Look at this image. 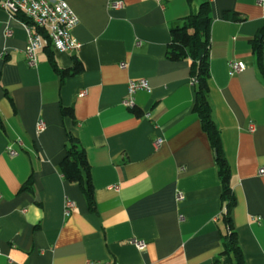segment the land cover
<instances>
[{
    "label": "crops",
    "instance_id": "1",
    "mask_svg": "<svg viewBox=\"0 0 264 264\" xmlns=\"http://www.w3.org/2000/svg\"><path fill=\"white\" fill-rule=\"evenodd\" d=\"M66 2L81 47L48 45L35 67L22 15L0 11V264H227L223 188L194 111L191 62L167 57L172 29L205 2L210 103L231 169L233 231L245 263L264 264V73L254 51L264 0ZM75 60L83 71L65 78L52 64L68 70ZM233 63L245 69L232 74ZM142 79L150 91L126 108L128 84ZM71 135L88 158L92 199L60 170ZM67 201L75 204L69 217Z\"/></svg>",
    "mask_w": 264,
    "mask_h": 264
},
{
    "label": "trees",
    "instance_id": "2",
    "mask_svg": "<svg viewBox=\"0 0 264 264\" xmlns=\"http://www.w3.org/2000/svg\"><path fill=\"white\" fill-rule=\"evenodd\" d=\"M191 2V0H188ZM22 20L30 22L21 16ZM212 24L211 6L209 2L203 3L199 11L190 14L184 18L181 25L171 31V45L167 57L172 62H182L189 60L191 62V75L196 81V99L194 111L198 115L203 131L207 134L211 146L215 151L218 176L222 184V200L227 213L221 217L222 223L228 231L224 235L222 256L226 257L227 264H246L238 241L237 233L233 231V223L230 216L231 209L234 206L235 198L231 188V169L226 159L222 146V140L219 128L214 121L212 106L210 103V70H209V48H210V30ZM263 39L254 41V51L258 59L259 68L264 73ZM52 46L49 45L48 48ZM55 70L60 72L62 78L75 76L83 71V67L78 60H75L74 66L68 70H59L55 62L52 63ZM63 116H73V110L64 108ZM70 144L66 150V155L60 164V170L64 178L70 182L84 185L83 172L89 178L90 165L85 151L80 146L78 139L71 135ZM84 185L85 192L89 199H92V189L89 181Z\"/></svg>",
    "mask_w": 264,
    "mask_h": 264
},
{
    "label": "built area",
    "instance_id": "3",
    "mask_svg": "<svg viewBox=\"0 0 264 264\" xmlns=\"http://www.w3.org/2000/svg\"><path fill=\"white\" fill-rule=\"evenodd\" d=\"M114 8H120L121 3H115ZM8 12L12 17L25 16L30 24L23 23L27 31V47L25 56L30 67L37 65V53L51 45L58 52H72L79 50L81 45L73 38L72 30L78 24V19L66 0H0V11ZM11 32H7L9 36ZM121 68L125 69L126 64H122ZM245 69L241 63H233L231 65V73H240ZM140 91H150L147 80L131 81L128 84L127 98L124 106L128 109L135 107V95ZM46 126L43 121L37 124V132L41 133ZM250 131H255V126L250 127ZM162 143L161 140L156 142L157 146ZM7 152L11 156H17L18 152L11 146L7 148ZM260 174H264V169L260 170ZM118 190V188H116ZM178 201L183 200V194H178ZM75 208V204L67 201L64 207V214L69 217ZM224 213H227L225 210ZM131 244L135 245L140 251L146 249V243L139 240H132ZM87 264H98L88 262Z\"/></svg>",
    "mask_w": 264,
    "mask_h": 264
}]
</instances>
